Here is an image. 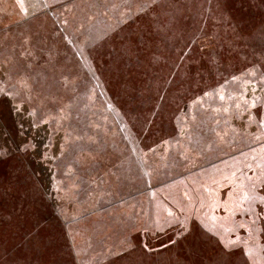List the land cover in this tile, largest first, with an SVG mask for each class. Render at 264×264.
I'll return each mask as SVG.
<instances>
[{
	"label": "rangeland",
	"instance_id": "obj_1",
	"mask_svg": "<svg viewBox=\"0 0 264 264\" xmlns=\"http://www.w3.org/2000/svg\"><path fill=\"white\" fill-rule=\"evenodd\" d=\"M225 1L0 0V264L260 262L232 221L264 209V0ZM42 153L69 214L24 201ZM226 189L249 213L210 228Z\"/></svg>",
	"mask_w": 264,
	"mask_h": 264
},
{
	"label": "trees",
	"instance_id": "obj_2",
	"mask_svg": "<svg viewBox=\"0 0 264 264\" xmlns=\"http://www.w3.org/2000/svg\"><path fill=\"white\" fill-rule=\"evenodd\" d=\"M228 1L230 2V4L234 3V2H237V0L236 1L235 0H226L225 1L226 5H227ZM6 104H8V105H6V106H8V109L10 111L14 112L12 110V106L10 105V101L9 100H7ZM5 111L6 110L5 109L3 110L2 108L0 110V113H1L0 118L2 119V120H0V148H2V147L4 148L5 147V148H8L10 150H14L15 153L16 152L18 153V148L17 147H19V144H18L19 141H17V140H18L20 135L17 137L16 141H14L13 137L9 133L7 135H4L3 131H2V121H4L3 115L5 114ZM5 116H6V114H5ZM6 119L8 120L7 117H6ZM9 122L10 121L8 120L7 124ZM12 124H14V125L16 124L18 126L17 117H16V120H15V117L13 118ZM18 131H19V129H18ZM15 136L16 135H14V137ZM8 137L11 139L9 142H6L5 140H3L4 138L6 139ZM0 151H2V149H0ZM18 154H19V156L23 157L22 156L23 155L22 151H19ZM13 156H14V153H13ZM49 156L50 155L42 153V155L40 154L39 156H37L35 158H32L33 157V155H32V157H31L32 159H30V161L28 160V162H26L24 164V167H26V168L28 167L29 168L30 174H31L30 176L33 177L32 179L35 180V185H34V187L29 188L28 191H23L22 193H24L23 194V198H24L25 203L27 205H30L31 207H33L32 204L34 203V201L35 202L37 201V199H35V197H37V196L34 195V191L39 193L40 202H41V200L43 202H45L46 206L50 207L49 209L51 210L50 211L52 213L51 215L53 217L57 218V216H59V215H56L57 211H60L63 214H65V213L69 214L68 211H69V207L70 206L62 205L61 204V195L57 192V190L53 186H48L47 185V187H46V185H45V183H48L47 181H45L46 180L45 177L47 178V176L50 174V171H51L50 165H51L52 158L50 159ZM1 160H2V157L0 158V161ZM30 167H31V169H30ZM225 178H222V180L216 182V185H220V182L221 183H226V182H228L230 180V178L229 179H225ZM236 179L239 180L238 178H236ZM241 181H242V183L244 182L243 180H241ZM28 185H30V183L28 182V180H25L24 186L26 187ZM241 187H244L243 184H241ZM94 190H96V189H94ZM226 191H228V192L226 193L225 199H222L223 196L219 195V197L222 199V201L218 200V199L217 200H214V199L212 200L213 204H211V206H212V209L215 211L214 212L215 215H213V217L211 218L212 220L209 222V223H212V225H210V226L207 225L210 228H216L217 226L220 228V226H219L220 224L218 223V221H224L225 222L228 218H231L234 214H237V213H239V214H241V213L242 214L249 213V212H246L245 210H240V211H238V212L233 214V211L237 210V208H238V206L240 204H239V202L236 199H233L234 197L231 194V192L233 191L232 189H229V190L226 189ZM219 193L220 192H216L214 194L218 195ZM21 195H20V197H21ZM62 197H63V194H62ZM65 197H67V198L69 197L70 198L69 202L72 205L74 204V202H78V199L73 198V196L70 197V195H68V194L65 195ZM6 198H7L6 200L8 202H11L13 204L11 206H8V207L5 208V212L2 213V216H4L5 218L11 217L12 219H14L15 215H18L19 213H23L24 215L26 214V212H24L21 209L15 207V205L17 203V199H18L17 196H11L10 195V196H7ZM18 200H19V203H22L21 199H18ZM201 201L205 202V200L202 197H201ZM227 201H228V204H227ZM204 205L208 206L209 205V201H208V203H206ZM231 205H233L232 209H231ZM23 207L27 208L24 204H23ZM192 209H193V213H195L197 211L193 207H192ZM202 212H203V210H201V213ZM197 213H200V212L198 211ZM251 213H257L258 216L256 217L255 215H253ZM251 213L248 214V216L247 215L246 216L241 215L239 217L236 216V221H232L231 220L232 223L235 224L233 226V229L235 227L242 228V225H245V227L250 225L253 228H255V231H256V234L254 236V240H256L255 241V246L260 247V249L261 250L263 249V251H264V209H261V208L260 209H256V210L253 209V212H251ZM199 216H200V214H199ZM257 219H258V221H257ZM244 220H245V222H244ZM60 222H58L59 225L56 224L55 232H57V233L59 232L60 227H61V223ZM0 224L2 225L1 216H0ZM195 228H197V227H195ZM199 228H200L201 231L204 230L202 227H199ZM218 230L220 231V229H218ZM8 231H10V230L6 229V232H8ZM12 234H14V233H12ZM12 234H10V236H12ZM225 236H223V239H222V244L225 245L223 248L229 250L228 246H230V249H232L231 252L234 251L236 245L233 243L232 240H231V242H229L226 245L227 240L224 239ZM231 238H233V235L231 236ZM58 240H59V243L57 245L58 250L56 252L55 251H53V252L56 253L55 256H58L60 258V259L57 258L58 260H63V259L68 260L69 259L68 250H66V253H65L64 249L62 248V252H61L62 243H61L60 239H58ZM62 241H64V237L62 238ZM250 245H251L250 242H245L243 244V247H250ZM15 247L16 246H14V248ZM63 247H64V245H63ZM231 252L228 253V254H231ZM232 253H234V252H232ZM54 258H56V257H54ZM258 264H264V255H263V258L260 259V262H258Z\"/></svg>",
	"mask_w": 264,
	"mask_h": 264
}]
</instances>
